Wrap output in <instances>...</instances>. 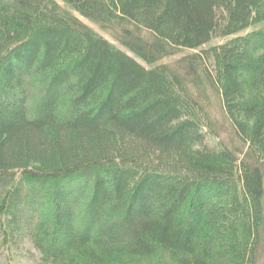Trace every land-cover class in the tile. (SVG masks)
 <instances>
[{
    "label": "trees",
    "instance_id": "obj_1",
    "mask_svg": "<svg viewBox=\"0 0 264 264\" xmlns=\"http://www.w3.org/2000/svg\"><path fill=\"white\" fill-rule=\"evenodd\" d=\"M0 263L264 264V0H0Z\"/></svg>",
    "mask_w": 264,
    "mask_h": 264
},
{
    "label": "rangeland",
    "instance_id": "obj_2",
    "mask_svg": "<svg viewBox=\"0 0 264 264\" xmlns=\"http://www.w3.org/2000/svg\"><path fill=\"white\" fill-rule=\"evenodd\" d=\"M90 28H92L96 33H99L100 35H102L104 38H106L107 40H109L110 42H112L113 44L115 43L114 40H112V38H110L109 35L99 31L98 29H96L95 27H92L89 23H87L85 20H83ZM237 34V33H236ZM234 34V35H230V36H227V37H223V38H214L212 39L210 42H208L207 44L203 45L201 47V49H206L210 46H217V45H220V44H223L224 42L234 38V37H237V36H240L242 33H238L237 35ZM200 51V50H199ZM197 51V52H199ZM191 53H194V51H182L180 52L179 54H177L176 56H173V57H170V58H167V59H164L162 61H159L155 66H159V65H164V64H168V63H173L175 60H178L179 58H181L182 56H185L187 54H191ZM142 66H144L145 68H148L147 66H145L143 63H141ZM220 136H221V140H224L226 139L225 141H227L228 143H232L233 145L237 144L233 135L231 134V132L228 130L227 126L224 127L223 130H220ZM219 136V137H220ZM2 264V263H0ZM24 264V263H23Z\"/></svg>",
    "mask_w": 264,
    "mask_h": 264
}]
</instances>
